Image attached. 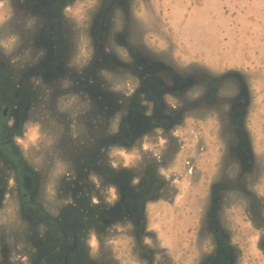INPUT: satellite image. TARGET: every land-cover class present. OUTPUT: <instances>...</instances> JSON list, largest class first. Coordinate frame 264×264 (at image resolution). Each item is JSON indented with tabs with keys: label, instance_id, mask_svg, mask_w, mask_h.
I'll use <instances>...</instances> for the list:
<instances>
[{
	"label": "flooded vegetation",
	"instance_id": "flooded-vegetation-1",
	"mask_svg": "<svg viewBox=\"0 0 264 264\" xmlns=\"http://www.w3.org/2000/svg\"><path fill=\"white\" fill-rule=\"evenodd\" d=\"M82 1L81 18L95 52L75 70L70 40L75 6ZM95 1L101 7L90 6V0H4L8 22L18 25L19 50L15 60L11 54L5 63L0 60V207L6 196L16 195L20 209L36 211L29 264H117L108 244L114 240L128 241L134 254L154 264V256L163 253L148 228L147 206L170 200L169 185L157 171L163 161L155 156L132 171L112 170L110 146L122 149L133 142L136 147L158 130L166 135L202 101L208 103L206 97L189 101L180 95L182 82L145 48L128 41V0ZM116 14L121 23L113 33ZM113 81L118 82L114 89ZM69 104H79L77 114H71ZM116 119L117 129L110 135ZM30 122L38 126L40 138L48 132L55 138L60 155L72 165L59 179L63 205L53 209L54 217L44 211L41 174L30 170L14 143ZM241 183L237 177L232 186L248 197L254 222L264 224L254 196ZM108 185L114 188L110 199ZM213 231L214 250L203 264H235L237 246L215 227ZM91 238L98 241V252ZM3 250L0 264H7Z\"/></svg>",
	"mask_w": 264,
	"mask_h": 264
},
{
	"label": "rangeland",
	"instance_id": "rangeland-1",
	"mask_svg": "<svg viewBox=\"0 0 264 264\" xmlns=\"http://www.w3.org/2000/svg\"><path fill=\"white\" fill-rule=\"evenodd\" d=\"M93 1L90 0V6L101 7ZM127 3L131 23L128 41L145 48L165 67L167 74L182 82L180 95L189 101L201 97L208 100L186 114L183 123L178 121L170 127L166 135L158 130L146 136L142 145L133 147L132 142L122 149L115 143L110 146L107 163L112 170L132 171L156 159L155 156L163 161L157 171L169 185L170 200L162 199L147 206L148 228L155 235L157 249L163 253L154 256V264H203L214 250V227L237 246L235 264H264V224L254 222L248 212V197L232 186L237 177L243 180L241 186L254 196L264 216V0H239L236 10L243 14L239 18L231 17L232 9L225 7L227 0H128ZM83 4L82 1L75 6V27L70 40L71 65L75 70L85 65L95 52L86 19L81 18ZM5 14L4 0H0L3 63L8 54L14 60L18 58L19 50L18 25L15 21L8 22ZM184 16L190 19L189 32L174 33L169 26L170 17L180 23ZM112 21V31L116 33L121 16L116 14ZM213 23L229 33L226 40L235 49L233 63L227 64L228 67L194 63L182 52L185 45L181 39L213 45L214 35L208 31ZM111 83L113 89L118 85ZM78 105L69 104L72 115L77 114ZM172 106L178 107L177 103ZM116 129L117 119L111 122L108 133L114 135ZM14 143L20 147L30 170L41 174L44 211L54 217L53 209L63 205L58 194L59 179L72 170L71 163L62 158L49 132L40 138L34 122L25 125ZM107 192L110 199L114 188L108 185ZM16 197L6 196L3 204L1 201L0 261L4 259V246L7 264H29L27 253H33L30 238L35 233L36 211L20 209ZM97 242L90 239L98 252ZM108 244L117 264H147L134 254L128 241L114 240Z\"/></svg>",
	"mask_w": 264,
	"mask_h": 264
},
{
	"label": "crops",
	"instance_id": "crops-1",
	"mask_svg": "<svg viewBox=\"0 0 264 264\" xmlns=\"http://www.w3.org/2000/svg\"><path fill=\"white\" fill-rule=\"evenodd\" d=\"M227 1H228V5H226L225 7L232 9L231 17L233 16H236V18H239L240 16L243 17L242 12L236 10V6H238L239 0H227ZM234 12H238V13L236 14ZM225 14L226 13H224V16H226ZM189 23H190V19L187 16H184V21H180V23L175 21L172 17H170L169 20V26L174 33L182 32L184 34H187L190 30V27L188 28ZM182 24H184L183 28L181 27ZM213 24L214 25L208 28V31L214 35L213 45H208L206 42L195 41L194 43L191 42V40L189 41L188 39L185 40L181 39L180 42L184 43L185 45V48L182 49V52L186 53L188 60L193 61L194 63L204 62L208 65L215 67H221V66L228 67L229 65L227 64L233 63L232 58L234 57L232 55L235 49L229 44V40H226V37L228 38L229 33L228 32L224 33L222 31V27L218 23H213Z\"/></svg>",
	"mask_w": 264,
	"mask_h": 264
}]
</instances>
